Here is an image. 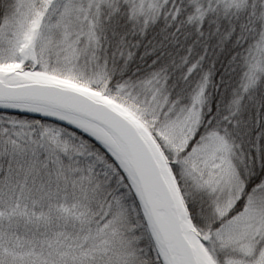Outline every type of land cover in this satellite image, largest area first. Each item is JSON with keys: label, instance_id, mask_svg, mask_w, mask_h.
<instances>
[{"label": "snow or ice", "instance_id": "6c2138e0", "mask_svg": "<svg viewBox=\"0 0 264 264\" xmlns=\"http://www.w3.org/2000/svg\"><path fill=\"white\" fill-rule=\"evenodd\" d=\"M0 264H264V0H0Z\"/></svg>", "mask_w": 264, "mask_h": 264}]
</instances>
